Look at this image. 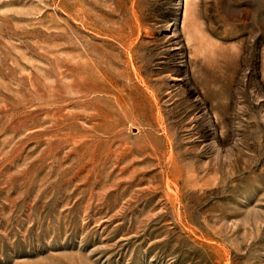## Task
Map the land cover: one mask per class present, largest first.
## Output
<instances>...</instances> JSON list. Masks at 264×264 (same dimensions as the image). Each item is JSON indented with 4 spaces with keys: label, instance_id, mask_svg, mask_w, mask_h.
Returning a JSON list of instances; mask_svg holds the SVG:
<instances>
[{
    "label": "rangeland",
    "instance_id": "obj_1",
    "mask_svg": "<svg viewBox=\"0 0 264 264\" xmlns=\"http://www.w3.org/2000/svg\"><path fill=\"white\" fill-rule=\"evenodd\" d=\"M0 264H264V0H0Z\"/></svg>",
    "mask_w": 264,
    "mask_h": 264
}]
</instances>
